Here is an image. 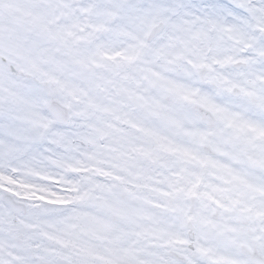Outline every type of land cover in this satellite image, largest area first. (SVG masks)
I'll return each instance as SVG.
<instances>
[{
  "label": "snow or ice",
  "instance_id": "6c2138e0",
  "mask_svg": "<svg viewBox=\"0 0 264 264\" xmlns=\"http://www.w3.org/2000/svg\"><path fill=\"white\" fill-rule=\"evenodd\" d=\"M0 264H264V0H0Z\"/></svg>",
  "mask_w": 264,
  "mask_h": 264
}]
</instances>
